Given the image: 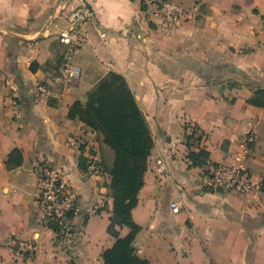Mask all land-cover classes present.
I'll list each match as a JSON object with an SVG mask.
<instances>
[{
  "label": "crops",
  "instance_id": "0c3cea01",
  "mask_svg": "<svg viewBox=\"0 0 264 264\" xmlns=\"http://www.w3.org/2000/svg\"><path fill=\"white\" fill-rule=\"evenodd\" d=\"M86 1L95 19L81 29L79 76L65 85L57 36L76 0H0V264H102L114 241L106 231L110 177L103 168L85 175L79 162L94 150L107 164L112 153L68 112L109 72L125 78L153 137L131 211L140 226L137 255L151 264H264V0H174L195 17L170 29L154 0ZM184 124L206 136L205 168L241 165L255 185L251 194L204 186V168L186 159ZM249 131L255 141L246 146ZM15 148L22 162L7 170ZM159 158L163 175L155 172ZM43 162L59 168L77 201L71 252L55 246L38 211L35 167ZM128 231L119 228V236ZM13 240L35 241L37 251L22 257Z\"/></svg>",
  "mask_w": 264,
  "mask_h": 264
},
{
  "label": "trees",
  "instance_id": "16d2710c",
  "mask_svg": "<svg viewBox=\"0 0 264 264\" xmlns=\"http://www.w3.org/2000/svg\"><path fill=\"white\" fill-rule=\"evenodd\" d=\"M258 96L263 98L264 93L259 90ZM250 102L257 106L263 104L258 100ZM68 117L77 118L98 133L102 143L112 153L109 163L100 161L110 177L108 188L112 209L106 231L114 240L110 247L102 251V264H151L136 253L134 239L140 226L133 221L131 211L143 186L153 137L127 81L118 73H107L85 94L83 101L70 105ZM188 127L184 124L185 129ZM190 128V133L185 134L186 159L190 166L204 168L203 175H207L208 152L201 146L206 136L196 126ZM21 162L22 153L15 148L7 156L5 167L11 170L19 167ZM79 164L84 170V158H80ZM260 189L264 192V177ZM122 227L129 230L123 237L118 232Z\"/></svg>",
  "mask_w": 264,
  "mask_h": 264
},
{
  "label": "built area",
  "instance_id": "2783aa9c",
  "mask_svg": "<svg viewBox=\"0 0 264 264\" xmlns=\"http://www.w3.org/2000/svg\"><path fill=\"white\" fill-rule=\"evenodd\" d=\"M154 9L163 28H179L186 22L193 20L195 13L193 7H186L174 0H154ZM95 14L86 0H76L70 10L65 27L58 33L57 39L64 46L63 64L59 71L58 79L65 85L70 84L79 76V68L75 64L76 54L84 40L82 26L86 23L92 24ZM100 33V37H104ZM37 90L45 92L42 85ZM189 126L187 128L190 133ZM255 141V135L249 131L244 137V144L249 146ZM70 144H75L73 138L69 139ZM166 164L162 159L155 162V172L163 175L166 172ZM102 172L100 160L94 150L88 152L84 158L83 173L88 176L98 175ZM35 174L38 182V196L36 204L39 214L45 225L55 234L54 244L67 252H71L72 217L76 211L77 201L71 192L69 181L62 172L51 163H40L35 167ZM204 186L213 190L234 191L241 195H248L254 190L255 185L251 174L241 165H216L209 169L204 175ZM171 212L176 214L180 210L177 202L170 203ZM13 251L25 258L32 257L37 251L35 241H12Z\"/></svg>",
  "mask_w": 264,
  "mask_h": 264
}]
</instances>
